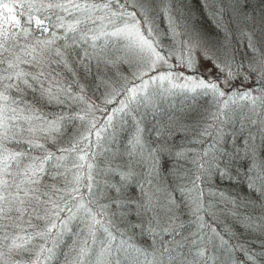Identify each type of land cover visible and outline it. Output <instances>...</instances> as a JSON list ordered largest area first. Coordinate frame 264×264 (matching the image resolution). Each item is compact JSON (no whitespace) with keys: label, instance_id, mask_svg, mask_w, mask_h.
I'll use <instances>...</instances> for the list:
<instances>
[{"label":"snow or ice","instance_id":"6c2138e0","mask_svg":"<svg viewBox=\"0 0 264 264\" xmlns=\"http://www.w3.org/2000/svg\"><path fill=\"white\" fill-rule=\"evenodd\" d=\"M198 2L0 0V264H264V0Z\"/></svg>","mask_w":264,"mask_h":264},{"label":"trees","instance_id":"16d2710c","mask_svg":"<svg viewBox=\"0 0 264 264\" xmlns=\"http://www.w3.org/2000/svg\"><path fill=\"white\" fill-rule=\"evenodd\" d=\"M190 3H191V5H192V7H193V10L196 11L197 14H199V2H198V0H190ZM202 23L204 24V26H205L206 28L210 27V26L207 24L206 21H202Z\"/></svg>","mask_w":264,"mask_h":264}]
</instances>
